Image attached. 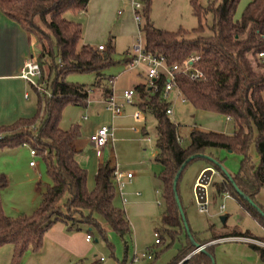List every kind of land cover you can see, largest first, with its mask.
<instances>
[{
	"label": "trees",
	"instance_id": "1",
	"mask_svg": "<svg viewBox=\"0 0 264 264\" xmlns=\"http://www.w3.org/2000/svg\"><path fill=\"white\" fill-rule=\"evenodd\" d=\"M90 1L0 0V11L36 38L40 84L51 93L48 96L33 86L37 94V113L31 118H20L11 125L0 126V149L30 146L43 159L52 182L33 213L11 217L4 211L1 197L2 190L8 186V178L0 173V248L14 247L12 264H21L30 252H41L47 231L57 222L65 223L70 230H82L78 225L86 224L88 235L93 236L96 230L105 239L108 229L123 239L132 234L125 210L115 204V168L109 163L102 165L96 176V187L89 191L88 172L76 159L81 125L75 123L67 130L61 127L65 108L68 105L87 108L92 88L67 81L68 74L95 73L93 88L106 98L113 95V88L109 86L111 78L104 71L118 63L114 57L115 38L109 39L104 50L84 44L82 24L66 18L68 13L87 12ZM242 1L221 0L202 5L200 0H190L193 15L199 21L198 27L191 31L156 27L151 18L152 0H145L139 11L142 19L139 28L144 35L146 52L165 57L168 66L182 65L192 55L200 56L198 65L205 71L206 81L178 75L177 86L183 99L198 110L224 115L236 125L234 134L195 127L185 146L179 126L167 113L171 103L162 97L167 79L162 77L157 81V91L147 83L134 87L139 110L153 115L157 121L156 162L163 166L158 179L163 185L165 201L161 227L157 230L160 244L166 237L171 242L184 238L182 249L170 264H213L218 245L209 243L221 238L241 236L264 242V238L248 231L214 232L209 240L200 239L192 229L189 235L174 190L176 176L180 173L177 186L180 196L179 182L185 169L195 160L205 159L223 177L212 180L215 194L233 196L264 227L261 213L264 206L258 200L264 188V63L257 56L264 50V0H251L239 13ZM209 14L213 22L207 32L204 21ZM250 56L257 61V68ZM213 148L241 157L240 169L232 176L233 183L218 164L200 156L208 155ZM253 148L260 159L258 165L254 161ZM192 156L196 158L182 169ZM234 184L261 211L240 195ZM194 243L207 245L206 249L185 260L195 251ZM251 247L264 262V246L253 243Z\"/></svg>",
	"mask_w": 264,
	"mask_h": 264
},
{
	"label": "rangeland",
	"instance_id": "2",
	"mask_svg": "<svg viewBox=\"0 0 264 264\" xmlns=\"http://www.w3.org/2000/svg\"><path fill=\"white\" fill-rule=\"evenodd\" d=\"M211 1L220 2L221 0H200L202 5H207ZM249 0H243L240 5V10H243L244 5ZM120 10L125 11L124 7ZM118 14V10H117ZM241 15V14H240ZM66 18L78 22V16L68 13ZM151 18L156 27L177 31L180 28L186 30H193L198 27L199 21L193 15L190 0H152ZM213 17L208 15L204 21V25L209 32V27L212 25ZM117 27V26H116ZM113 27L108 30L104 36L101 44L107 46L109 39L115 37V59L118 63L106 69L105 74L111 78L112 82L109 86L118 96V102L124 104L121 93L124 89L132 87L138 81H143L144 77L140 78L139 71H147L145 65H140L136 69H129V63L125 62L126 52L133 49L138 39V32L135 35L121 36L118 27ZM253 60V65L257 68V61ZM264 72V70H263ZM55 76L53 75V78ZM95 73H70L66 76V80L72 83H79L92 87L90 92L89 105L86 109L68 105L63 114L62 125L70 126L73 121L83 124L85 122L84 116L89 115L98 117L103 111V104L97 100V93L99 91L93 88L96 81ZM115 83V84H114ZM115 85V86H114ZM32 88V95L37 97L34 87ZM94 90L97 92L95 94ZM171 109L173 114L170 115L172 121L178 126L183 136V144L185 146L189 143V133L191 129L197 127L206 131H215L224 129L225 134H234L235 123L225 120L221 114L210 113L204 110L194 108L188 102H184L181 95L173 91L169 97ZM138 111L135 105H126L124 109V117L127 122L120 133L121 137L125 139L124 142L115 141L114 155L119 169L124 172L134 171L137 172V164L140 162V155L135 151V146L132 143L134 131L133 126L146 127L149 136L152 138L151 145L149 143L143 144V149L147 147L146 158L151 161L152 172L160 170V167L154 162L153 150H156L157 143V121L153 115L142 114L141 121H136L134 118L135 112ZM67 124V125H66ZM211 128L216 129H210ZM142 130V129H141ZM143 137V134H141ZM130 139V140H129ZM142 146V145H141ZM89 147V153L91 150ZM213 150V149H211ZM222 151V157L228 173L235 174L240 169L241 157L235 153H228L227 150ZM227 151V152H226ZM253 154L257 152L253 149ZM91 156V154H90ZM35 157V156H34ZM41 162L40 166H31L30 162ZM207 163L205 159H198L192 162L184 171L183 176L179 182L180 199L186 214V220L190 228L195 232H200L202 239L210 237L208 229L214 225L215 231L219 234L231 232L247 231L250 230L256 236H264V230L257 221L245 212L240 205L230 199L214 196V191L210 190V198L208 200V212H201L199 204L195 196V182L201 177V168ZM157 170V171H156ZM0 173H3L11 180V185L4 188L1 192L2 203L5 213L11 217H16L21 214L33 213V206L38 207L41 204L43 193L46 191L47 185L51 184V179L47 175L46 165L41 157L33 158L31 155V147L28 145H21L15 148L0 149ZM41 175V176H40ZM200 176V177H199ZM42 177V179H40ZM38 179V180H37ZM41 181L40 190H37L35 181ZM157 183V182H156ZM47 184V185H46ZM157 186V185H156ZM155 188V187H154ZM159 190V194L155 191ZM143 191L136 189L137 192ZM163 191L160 187L154 189L148 201V207L142 208L141 203L137 202L132 196H128L127 205L125 206L119 198L117 203L119 207L124 209L132 225V234L126 236L124 239L114 231L107 232V239L103 238L96 230H93V238L91 240V250L84 259L85 264H170L179 254L182 249L184 238L172 241L166 237L164 243L156 244L155 233L161 227V214L165 210V201ZM224 205L225 209L221 211V206ZM222 217H226L225 223ZM79 228L86 235L88 227L86 224H79ZM264 238V237H263ZM221 240L211 242L220 243ZM261 243V242H260ZM264 246V242L262 245ZM154 253V258L149 259L148 255ZM135 256L139 257L138 261H134ZM103 258V260H102ZM258 255L254 249L241 242L230 241L216 247L215 262L216 264H258ZM258 261V262H257Z\"/></svg>",
	"mask_w": 264,
	"mask_h": 264
},
{
	"label": "crops",
	"instance_id": "3",
	"mask_svg": "<svg viewBox=\"0 0 264 264\" xmlns=\"http://www.w3.org/2000/svg\"><path fill=\"white\" fill-rule=\"evenodd\" d=\"M250 1L251 0L246 2L244 7ZM120 7H124L126 10L125 11L120 10ZM117 10H118V14H117ZM75 15L78 16V22L81 23L83 26L84 44L93 45L98 48L100 45H104L101 44V42L104 39V36L107 34L108 30L113 27L116 26L118 27L117 30L120 31L121 36H127V35L133 36L137 32H139V25L135 20V15L132 8V0H91L87 12H82ZM131 51L132 49L126 52L127 56L125 62L127 63H128V53H131ZM37 52L38 50L36 47V38L30 32L24 30L17 22L11 20L0 11V126L11 125L20 118H31L37 113V109H38L37 97L32 95V88L30 86V83L21 77L25 59L29 56L37 55ZM138 76L140 78L144 77V80L134 83L132 87L124 89L123 92L125 90L134 88L138 84L146 83L147 77L145 71H139ZM95 90L94 92L96 94L97 92ZM123 92L121 93V97L123 95ZM96 95L98 102L100 104H103L104 106L102 113L99 114L98 117L92 116L91 118L89 115H85L84 116L85 122L83 124H80L74 121V119L76 118V116H74L72 119L73 123L70 126H65V125L63 126L61 124V127L65 130L71 128V126L75 123L81 125V136L76 141V148L78 150L76 159L80 164V166L86 169L88 172L87 187L89 191L95 189L96 176L98 174L99 168L102 165L109 163L112 167L119 168L118 163L116 162V157L113 156L115 149V141L118 140L120 143L125 141V139L121 137L122 133H120L121 132L120 130L123 129V127L125 126V124L122 123L127 122L125 120L126 118L123 116L125 114L124 109L126 107V104L120 103L123 105V112L121 115L115 116L112 113V111L109 110L107 107L106 101L109 98H106L101 93H97ZM113 96L116 98L118 102V96L115 94L114 91L112 97ZM138 102H139L138 96H136L134 99V103L131 105L137 106ZM136 113H140L139 118L136 117ZM210 113H214V112H210ZM142 114L144 113L140 111L138 108V111L135 112L134 114V118L137 122L141 121ZM222 116L223 118H225V120H229L233 122L230 118L224 115ZM103 126H110L113 128V139H111L110 142L104 148L98 149L93 145L90 138L92 134H94L99 128ZM208 128L209 130L216 129V128H211V126H208ZM132 129L135 135L133 136V138H131V140L130 139L129 140L132 141V143L135 146V151L138 152L140 155V162L137 164V167L139 169H137V172L134 171L126 172V173L131 172L133 173L134 176L131 180L126 179L124 181V187L122 188L121 191L117 189L115 204L116 206L119 207L117 201L120 198L121 202H123V204L126 206L127 203H129L127 199L128 196H132L136 199H140L137 202L141 203L140 205L142 208L147 209L146 207L149 206L148 201L151 197V193L153 192V190L158 189V187H160L161 190L163 191V185L161 181L158 179V175L163 170V166L156 162V156L158 153L157 147L156 150L152 148L154 162L160 167L159 171L156 170L157 172H155V170L153 169L152 172L151 161L147 160L146 158L145 152L147 150V147L143 149V144L149 143L146 140V137H151V136H149V133L147 132L145 126L143 128L139 126H133ZM216 130L221 131L222 133L225 132L223 128L222 129L217 128ZM235 131H236V125H235ZM141 134H143V137L141 136ZM181 135H183L182 132ZM151 143L149 144L151 145ZM90 146L92 148L89 153L88 149ZM253 149L255 150V148ZM253 149H252V154H253ZM220 150L222 149H215V148H213V150L210 149L208 151L209 153L208 156L216 159L217 161L222 160L223 162L221 164L225 167L224 158H221L222 151ZM228 153H232V152L228 151ZM32 157L39 158L40 156L36 154L35 157L33 155ZM253 157L256 165H258L260 162L258 154L257 155L253 154ZM32 162L33 161L30 162V165ZM40 164L41 162L39 161L31 166L39 167ZM210 169H212V167L207 162L201 168L200 176L202 177V175ZM212 171H213L212 180L213 179L222 180L223 177L217 170L213 168ZM235 174H231V175L234 176ZM200 178L195 182V187L198 184ZM40 179H42V177H40ZM37 180L35 181L36 183L35 186L37 190H40L41 181L39 182ZM10 185H11V180L8 177V187ZM136 189L142 190L143 194L141 191L133 192L136 191ZM211 189L214 191V196L222 197L224 199H230L236 202L238 205H240L238 201L228 193H224L222 195H216L215 190L211 185L208 187V200L210 198ZM155 192L156 194L160 193L159 190ZM124 198L127 199L126 203H124ZM258 200L264 206V188L261 189L258 195ZM223 206L224 205L221 206L220 209L221 211L225 209V206L224 208H222ZM240 207L245 212H247L241 205ZM37 208L38 206L34 205L32 211L34 212ZM19 214L21 213L19 212ZM259 226H261L264 230V227L262 225L259 224ZM211 227L213 229H211ZM108 230L110 231V229ZM234 230L235 229H233L231 232L229 231L228 233H232L234 232ZM208 231L210 232V237L207 239H202L200 237L201 235L200 232H196V233H198L199 238L202 240H209L214 232L217 233L215 231L214 225H211ZM247 231L252 233L250 230ZM247 231L242 230L240 232L245 233ZM223 234H227V233H223ZM87 235L83 231L70 230L68 226L63 222H57L47 231L44 238L43 250L38 253L30 252L21 264H85L84 259L91 250V241L87 240ZM253 235L256 236L255 234ZM257 237L263 238L264 236H257ZM246 239H252V238L241 237V236L227 237V238L218 239L221 240V242L219 241L220 243L216 242L212 244H217L219 246L222 243L225 244L226 242L237 241L251 246V244L254 243L247 241ZM253 240L259 243L261 242L257 239H253ZM13 253H14V247L12 245H6L1 247L0 264H12ZM258 258H259L258 260H260L259 262H261L258 264H264V262L260 259L259 255Z\"/></svg>",
	"mask_w": 264,
	"mask_h": 264
},
{
	"label": "built area",
	"instance_id": "4",
	"mask_svg": "<svg viewBox=\"0 0 264 264\" xmlns=\"http://www.w3.org/2000/svg\"><path fill=\"white\" fill-rule=\"evenodd\" d=\"M145 0H132V8L135 15V20L140 25L141 23V16L139 14V11L142 10L144 6ZM100 50H104V45L99 46ZM258 58L261 60V62L264 63V50L259 52L257 54ZM200 61L199 55H192L190 56L185 63L182 65H173L168 66L165 57L163 56H157L151 53L146 52L145 50V39L142 31L139 28L138 32V39L135 43L131 53H128V65L129 69H136L140 65L146 66V77H147V85L154 90H158L157 81L165 77L167 79V82L165 86L162 89V97L165 100H169V97L173 91H175L178 95H181V92L177 86V77L178 75H185L192 80H200V81H206V73L205 71L198 65ZM21 77L28 81L32 86L38 88L39 91L44 92L43 86L40 84V78H41V69L39 66V63L37 61L36 55L29 56L25 59L24 67L22 70ZM48 96H51V93L48 91H45ZM92 92V90L89 91V93ZM182 96V95H181ZM136 97V91L134 88L125 90L123 92L122 98L124 100V104L131 105L134 103V99ZM185 101V100H184ZM107 107L109 110L112 111V113L115 116H119L123 112V105L118 103L116 98L113 96L109 98L106 101ZM167 113L169 115L172 114V109H168ZM136 117H140V113H136ZM113 139V128L110 126H103L99 128L94 134L91 135V142L93 145L98 148L102 149L104 148L110 140ZM146 140L151 143L152 138L146 137ZM31 154L35 156L37 153L35 150H31ZM35 162H32L31 165H34ZM133 173L129 172H123L118 167L115 168L114 172V179L117 185V189L120 191L124 187V181L126 179L131 180L133 178ZM127 202V199L124 198V203ZM207 203L205 204H199L200 211L201 212H208ZM224 208V206L222 207ZM156 236V244H160V234L157 231L155 233ZM87 240L91 241L92 236L87 235ZM247 241L254 242L256 244L262 245V243H259L257 241H254L253 239H246ZM149 259L154 258V253L148 255ZM103 260V258H102ZM139 257L135 256L134 261H138Z\"/></svg>",
	"mask_w": 264,
	"mask_h": 264
},
{
	"label": "water",
	"instance_id": "5",
	"mask_svg": "<svg viewBox=\"0 0 264 264\" xmlns=\"http://www.w3.org/2000/svg\"><path fill=\"white\" fill-rule=\"evenodd\" d=\"M201 157H204V158H207L211 161H213L214 163L218 164L222 171L226 174V176L229 178V180L233 183L234 180H233V177L232 175H230V173H228V171L226 170V168L219 162L217 161L216 159L208 156V155H200ZM196 156H192L190 158L187 159V161L184 163V165L182 166V169L186 167V165L192 161L193 159H195ZM213 169V168H212ZM212 169L206 171L202 177L200 178L198 184L196 185L195 187V196H196V199H197V203L198 204H205L208 202V187L211 185V182H212V178H213V171ZM179 175L180 173L176 176L175 178V182H174V190L176 192V201H177V204H178V207H179V211H180V214H181V217L183 219V222H184V227L187 231V233L189 235H191V228L186 220V214H185V211H184V208H183V205H182V202H181V199H180V196L179 194L177 193V186H178V179H179ZM236 190L238 191V193L240 195H242L252 206L256 207L257 209H259L261 211V209L254 203V201L246 196L239 188L236 184H234ZM262 215L264 216V212H262ZM222 221L223 223H225L226 221V217H222ZM195 246H196V249L194 252H192L187 258L186 260H188L191 256H193L194 254H196L197 252L199 251H204L206 249V246L207 245H201L199 243H194ZM213 264H216L215 260H213Z\"/></svg>",
	"mask_w": 264,
	"mask_h": 264
}]
</instances>
